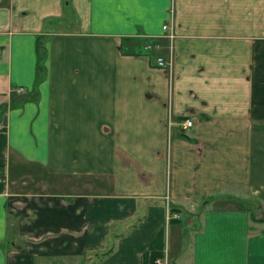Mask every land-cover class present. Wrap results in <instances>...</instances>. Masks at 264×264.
I'll return each mask as SVG.
<instances>
[{
  "label": "crops",
  "instance_id": "0c3cea01",
  "mask_svg": "<svg viewBox=\"0 0 264 264\" xmlns=\"http://www.w3.org/2000/svg\"><path fill=\"white\" fill-rule=\"evenodd\" d=\"M238 200L263 214L264 0H0V264H264Z\"/></svg>",
  "mask_w": 264,
  "mask_h": 264
},
{
  "label": "rangeland",
  "instance_id": "374dc122",
  "mask_svg": "<svg viewBox=\"0 0 264 264\" xmlns=\"http://www.w3.org/2000/svg\"><path fill=\"white\" fill-rule=\"evenodd\" d=\"M262 211H263V214H259L258 212H256V215H254V219L256 221H259V222L260 221H264V205H262ZM165 234H167V231H165ZM36 238L37 237H34V239H36ZM10 248H11L10 249L11 251L17 250V247L16 246H11ZM93 253L94 252H89L86 255L84 253H81L80 256H74L73 258H70L68 256V257H66L64 259V262L63 261L61 262V259H59L60 261L55 260L54 262H49V260H47L46 258H42L41 257V258H35L32 263L39 264V263L42 262V263H49V264H83V263L87 262L88 257H90L92 259V261H90L89 264H97L100 261L99 258L101 256H98V257L96 256L94 258V257H92L94 255ZM165 263L166 264H170L169 262H165Z\"/></svg>",
  "mask_w": 264,
  "mask_h": 264
},
{
  "label": "trees",
  "instance_id": "16d2710c",
  "mask_svg": "<svg viewBox=\"0 0 264 264\" xmlns=\"http://www.w3.org/2000/svg\"><path fill=\"white\" fill-rule=\"evenodd\" d=\"M153 43H156V42H153ZM153 45H155V44H151V45L148 44V46H150V47H152ZM148 52H151V51H148ZM41 60H42V58H41ZM238 202L241 203V206L248 213L250 219L251 220H255L254 219V211L256 209L253 207V202L250 201V200H238ZM158 258H161V254H158L156 252L147 254V252H144L143 253V261H142V264H154V261L156 259H158Z\"/></svg>",
  "mask_w": 264,
  "mask_h": 264
},
{
  "label": "built area",
  "instance_id": "2783aa9c",
  "mask_svg": "<svg viewBox=\"0 0 264 264\" xmlns=\"http://www.w3.org/2000/svg\"><path fill=\"white\" fill-rule=\"evenodd\" d=\"M161 29L163 30V31H166V30H169L168 29V27H167V25H163L162 27H161ZM166 38L170 41L171 39H172V36L168 33L167 35H166ZM146 49H148V51H151L152 53L153 52H156L157 50H158V47L157 46H152V47H150V46H146ZM169 50V49H168ZM155 65L158 67V68H164V69H169V66H170V62L169 61H164L161 57H156L155 58ZM183 128H187V127H190V125H191V122L189 121V120H184V121H182L181 122V124H180ZM154 264H165V262L164 261H161L160 259H156L155 261H154Z\"/></svg>",
  "mask_w": 264,
  "mask_h": 264
}]
</instances>
